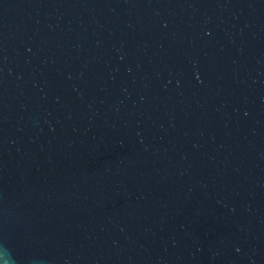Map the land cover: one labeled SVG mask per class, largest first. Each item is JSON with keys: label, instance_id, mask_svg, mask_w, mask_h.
<instances>
[{"label": "water", "instance_id": "water-1", "mask_svg": "<svg viewBox=\"0 0 264 264\" xmlns=\"http://www.w3.org/2000/svg\"><path fill=\"white\" fill-rule=\"evenodd\" d=\"M11 264H264V0H0Z\"/></svg>", "mask_w": 264, "mask_h": 264}, {"label": "clouds", "instance_id": "clouds-1", "mask_svg": "<svg viewBox=\"0 0 264 264\" xmlns=\"http://www.w3.org/2000/svg\"><path fill=\"white\" fill-rule=\"evenodd\" d=\"M13 256L7 246H0V264H11Z\"/></svg>", "mask_w": 264, "mask_h": 264}]
</instances>
